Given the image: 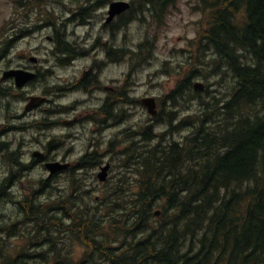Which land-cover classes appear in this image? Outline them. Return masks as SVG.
<instances>
[{
  "label": "trees",
  "instance_id": "1",
  "mask_svg": "<svg viewBox=\"0 0 264 264\" xmlns=\"http://www.w3.org/2000/svg\"><path fill=\"white\" fill-rule=\"evenodd\" d=\"M172 1L153 3L164 8ZM196 8L203 15L198 68L167 95L173 104L192 101V75H201L202 58L212 55L207 87L196 90V112L179 119L170 110L166 130L143 129L147 142L133 144L124 160L136 171L132 180L108 186L93 208L89 191L79 196L73 179L66 196L47 204L34 196L22 208L37 233L15 256L5 255L7 240L0 242V264H264V0H197ZM227 80L225 92L211 88ZM187 128L182 138H171ZM100 161L87 155L82 165ZM64 235L85 247L79 262L65 251Z\"/></svg>",
  "mask_w": 264,
  "mask_h": 264
},
{
  "label": "flooded vegetation",
  "instance_id": "2",
  "mask_svg": "<svg viewBox=\"0 0 264 264\" xmlns=\"http://www.w3.org/2000/svg\"><path fill=\"white\" fill-rule=\"evenodd\" d=\"M114 1L9 0L13 16L4 23L0 37V137L6 132L17 138L16 131L25 132L29 137L26 145L21 144L18 148L9 141L0 140V163L9 164L7 171L0 164V201L11 202L16 186L25 183L23 176L35 166L46 169L49 176L45 179L49 180L62 173H80L85 168L81 159L87 155L101 157L96 150H90L80 158L69 159L70 148L61 153L63 156L59 155L64 147L59 138L64 132L56 133L54 129L90 122L101 133L112 126L108 121L117 117L119 103L130 105L132 96L124 83L119 87L115 76L109 77L108 68L113 69L118 62H128L138 56L141 62L147 59L135 55L134 51L141 49L134 50L120 36L133 24H162L165 11L180 2L173 0L159 8L153 0H128L131 7L110 18ZM89 12H94V16L80 22V15ZM123 35L126 37L127 33ZM143 46L148 50L149 41ZM11 70L32 77L21 83L15 75L6 76ZM74 93L83 96L72 99L74 103L65 101L64 98ZM17 96L22 99V105L11 102V98ZM7 109L16 111L8 120L5 115L4 120L2 112ZM84 112L90 120H85ZM50 161L70 162L71 165L51 173L47 166ZM46 180L41 178L35 185L43 187ZM4 194L6 197L2 198ZM33 199L34 194L24 201ZM23 202L21 205L17 202L23 215L22 222ZM8 233H12V226Z\"/></svg>",
  "mask_w": 264,
  "mask_h": 264
},
{
  "label": "rangeland",
  "instance_id": "3",
  "mask_svg": "<svg viewBox=\"0 0 264 264\" xmlns=\"http://www.w3.org/2000/svg\"><path fill=\"white\" fill-rule=\"evenodd\" d=\"M70 1V0H69ZM131 1V0H130ZM135 1V0H133ZM9 0H0V37L2 36L4 23L10 21L12 13L10 12ZM197 0H180L177 6L170 7L164 13L163 23L157 25L150 23L149 25L144 24H133L130 28L126 29L127 36L123 34V37L129 43L134 50L143 46L145 41H151L156 39L155 45L153 44L152 51L149 47L148 50L140 51L141 59L147 58L145 62H141L139 56L135 57L128 62H118V65L112 69L107 70L109 77L115 76L117 84L120 87L123 83L129 90L132 99L130 105L125 106L123 103H119L116 111V118H111L108 123L111 127L103 130L99 133L97 127H94L92 123L86 122L84 125L76 127H57L54 132L64 134L59 138L62 140L63 148L60 149L59 155H62L65 149L70 148L69 159L80 158L86 152L96 150L99 154H102L99 158L102 160L100 164L95 166H86L80 173L74 174V180L79 183L80 195H84V191H89V196L92 198L91 207L97 205L99 199L97 196L103 195L108 186L116 185L120 183V179L132 180L135 169L129 167L126 164L127 158H130L131 149L134 147L133 144L146 143L147 140L143 138L142 130L148 126L156 131L166 130L168 121V112L170 110L176 111L179 115V119L186 117L188 114H194L198 107V100L196 98V90L193 86L192 101L178 99L173 104L167 98L170 91L177 85V83L185 75H188L192 68H198L197 61L194 59L195 54V40L197 38L199 27L201 26V19L203 17L202 12L196 8ZM94 16V12L84 13L80 15L79 21H86ZM57 17L53 16V19ZM84 18V19H80ZM150 51V52H149ZM0 55L1 49H0ZM210 57L208 60L202 58L204 61L203 65H200L202 70L201 75L193 74V82L200 81L207 87V77L211 76L212 60ZM2 66V65H0ZM208 76H205L207 74ZM214 76V75H213ZM214 77H211V79ZM215 80V79H214ZM110 82V81H109ZM229 80L224 82L222 85L211 86V88H218L221 92H225L227 89V83ZM111 83V82H110ZM204 89V90H205ZM201 91V93H204ZM68 92H66L67 94ZM217 94V93H216ZM81 93H74L68 95L65 101L74 103L71 100L75 97H82ZM146 96H154L158 100L159 113L161 117L155 120L156 117L148 112V109L141 103V98ZM15 105L23 104L20 97L11 98ZM79 102V101H77ZM18 107V106H17ZM126 107V108H125ZM81 110H84L83 108ZM16 110H6L2 112V119L6 120L10 118L11 114H14ZM86 112L83 113L85 115ZM85 120L88 116H84ZM90 120V119H88ZM85 122V121H84ZM188 128L183 129L181 132L173 133L171 138L180 139L187 134ZM77 134V135H76ZM17 138L13 137L12 133L4 132L0 140L9 141L10 144L18 148L19 145L25 146L28 142L29 134L21 131L14 133ZM112 142V145L111 143ZM30 143L35 146V142L30 139ZM145 151V147L141 149ZM63 156V155H62ZM124 160L125 165H124ZM107 162L111 164L108 171V178L105 182L98 180V173L100 167L105 165ZM6 167V171L9 168V164H3ZM41 165L35 166L32 171H29L23 176V185L19 183L15 190L16 194L13 196L12 201L7 200L0 201V242L6 241L5 255L15 256L20 253L18 245L27 237H34L37 233L33 223L22 222L23 215L20 213V206L17 202L21 203L33 194L37 201L41 203L50 202L55 196L58 197L61 194H68L72 189L70 185V174H59L53 178L46 180L49 173L46 169L42 170ZM43 178L46 180L45 185H35L39 179ZM6 195H2L5 198ZM28 202V201H27ZM26 202V203H27ZM23 202V206H29ZM27 209V208H26ZM103 210V209H102ZM99 214V211L97 212ZM68 223V221H67ZM12 226V233H8ZM4 233H2V228ZM61 236V235H60ZM64 239L63 246L65 251H70L74 262H79L85 253V247L71 240L68 235L62 236ZM36 242V241H35ZM15 245V246H14ZM14 246V247H13ZM64 253V252H63Z\"/></svg>",
  "mask_w": 264,
  "mask_h": 264
},
{
  "label": "water",
  "instance_id": "4",
  "mask_svg": "<svg viewBox=\"0 0 264 264\" xmlns=\"http://www.w3.org/2000/svg\"><path fill=\"white\" fill-rule=\"evenodd\" d=\"M130 7V3L122 0L114 1L111 4L110 8V18L114 16L115 14L121 13L123 10ZM8 75H15L18 81L24 82L25 80H28L32 77V75H25L22 71H16L11 70L6 73V76ZM20 84V83H19ZM194 87L196 89H203L204 83L197 81L194 84ZM143 102L147 106L149 112L151 115H156L158 113V106H157V100L155 97L150 96L143 99ZM68 163H61V162H49L48 167L50 168L51 172L54 173L55 171H58L62 168L68 167ZM110 168V164L107 163L106 165L101 167V171L99 172L98 176L101 181H105L108 177V170ZM156 215H160V212L157 211Z\"/></svg>",
  "mask_w": 264,
  "mask_h": 264
},
{
  "label": "bare ground",
  "instance_id": "5",
  "mask_svg": "<svg viewBox=\"0 0 264 264\" xmlns=\"http://www.w3.org/2000/svg\"><path fill=\"white\" fill-rule=\"evenodd\" d=\"M42 2H43V0H42ZM261 45H263V43H261ZM263 46H264V45H263ZM259 47H260V46H259ZM261 48H262V47H261ZM263 48H264V47H263ZM259 50H260V49H259ZM263 50H264V49H263ZM247 53H248V52H247ZM263 53H264V52L262 51V54H263ZM259 56H260V55H259ZM261 58H264V56L261 57ZM204 89H205V84H204V88L201 89L200 91H203ZM1 92H2V91H1ZM18 94H19V93H18ZM20 94H21V93H20ZM38 124H39V123H38ZM9 127H10V126H9ZM28 127H29V126H28ZM4 129H5V128H4ZM204 155H206V154H204ZM210 156H211V155H210ZM195 157H196V155H195ZM170 158H171V157H170ZM176 159H178V158H176ZM192 159H193V158H192ZM170 160H171V159H170ZM170 160H169V161H170ZM174 160H175V158H174ZM211 160H212V159H211ZM177 161H178V160H177ZM178 162H179V161H178ZM181 162H182V161H181ZM173 163H174V162H173ZM179 163H180V162H179ZM208 163H209V161H208ZM168 164H169V163H168ZM171 164H172V163H171ZM176 165H177V164H176ZM178 165H179V164H178ZM197 165H198V164H197ZM206 165H207V164H206ZM173 166H174V165H173ZM170 167H171V166H170ZM208 167H209V166H208ZM171 168H172V167H171ZM204 168L206 169V167H204ZM216 168H218V167H216ZM221 169H222V168H221ZM22 170H23V169H22ZM207 170H208V169H207ZM216 170H217V172H218L220 169H219V170L216 169ZM169 171H170V170H169ZM176 171H177V170H176ZM180 171H181V170H180ZM200 171H202V170H200ZM209 171H210V170H209ZM214 171H215V169H214ZM177 172H178V171H177ZM207 173H208V172H207ZM212 173H213V171H212ZM218 173H219V172H218ZM159 174H160V173H159ZM177 174H178V173H177ZM177 174H175V175H177ZM186 174H187V173H186ZM189 174H190V173H189ZM194 174H195V173H194ZM200 174H201V173H200ZM214 174H215V173H214ZM214 174H213V175H214ZM219 174H220V173H219ZM160 175H161V174H160ZM166 175H167V173H166ZM181 175H182V174H181ZM206 175H208V177H209V174H206ZM206 175H203V176H206ZM210 175H211V174H210ZM224 175H225V174H224ZM227 175L229 176V174H227ZM164 176H165V175H164ZM177 176H178V175H177ZM179 176H180V175H179ZM165 177H166V176H165ZM181 177H182V176H181ZM208 177H207V178H208ZM171 178H173V175H172ZM179 178H180V177H179ZM204 178H205V177H204ZM209 178H210V177H209ZM209 178H208V179H209ZM223 178H224V176H223ZM225 178H226V177H225ZM227 178H228V177H227ZM229 178H230V176H229ZM169 179H170V178H169ZM173 179H174V178H173ZM173 179H172V180H173ZM181 179H182V178H181ZM211 179L216 180V179H214V177H212ZM230 179H231V178H230ZM163 180H164V178H163ZM179 180H180V179H179ZM164 181H165V180H164ZM170 181H171V180H170ZM181 181H182V180H181ZM208 181H210V180H208ZM178 182H179V181H178ZM178 182H177V183H178ZM228 182H229V181H228ZM161 183H162V181H161ZM170 183H171V182H170ZM173 183H174V182H173ZM156 184H157V183H156ZM168 184H169V183H168ZM171 184H172V183H171ZM178 184H179V183H178ZM181 184H182V183H181ZM239 184H240V183H239ZM160 185H161V184H160ZM162 185H163V183H162ZM175 185H177V184H174V186H175ZM235 185H236V184H235ZM164 186H165V185H164ZM166 186H167V185H166ZM174 186H173V187H174ZM229 186H230V185H229ZM227 187H228V186H227ZM236 187H237V186H236ZM160 188H161V186H160ZM164 188H165V187H164ZM171 188H172V187H171ZM178 188H179V187H178ZM174 189H175V188H174ZM231 189H232V188H231ZM234 189H235V187H234ZM234 189H232V190H234ZM181 190H182V189H181ZM179 191H180V189H179ZM237 191H238V190H237ZM174 192H175V190H174ZM176 192H177V191H176ZM176 192H175V194H176ZM188 192H189V191H188ZM169 193L171 194V192H169ZM175 194H174V195H175ZM230 194H231V193H230ZM168 195H169V194H168ZM170 196H171V195H170ZM177 196H178V194H177ZM256 222H257V221H256ZM256 225H257V224H256ZM256 225H255V226H256ZM225 226H226V225H225ZM251 226H252V225H251ZM222 227H223V226H222ZM227 228H228V226H227ZM252 228H257V227H254V225H253ZM195 229H196V228H195ZM223 229H224V228H223ZM191 230H192V229H191ZM228 230H229V229H228ZM228 230H226V231H228ZM255 230H256V229H255ZM255 230H253V231H255ZM188 231H189V230H188ZM226 231H225V232H226ZM231 231H232V230H231ZM186 232H187V231H186ZM225 232H224V233H225ZM228 232H229V231H228ZM234 232H235V231H234ZM248 232H249V231H248ZM183 233H184V232H183ZM188 233H189V232H188ZM190 233L193 234V231H192V232L190 231ZM195 233H196V232H195ZM232 233H233V231H232ZM242 233H243V232H242ZM244 233H245V232H244ZM250 233H251V231H250ZM256 233H257V231H256ZM254 234H255V233H254ZM263 234H264V233H263ZM132 235H133V234H132ZM193 235H194V234H193ZM225 235H226V234H225ZM242 235H243V234H242ZM133 236H134V235H133ZM185 236H186V234H185ZM191 236H192V235H191ZM247 236H248V235H247ZM130 237H131V236H130ZM254 237H255V235H254ZM263 237H264V235H263ZM263 237H262V238H263ZM132 238H133V237H132ZM238 238H239V236H238ZM247 238H248V237H247ZM249 238H250V239H249L250 241H251V240H254V239H251L250 236H249ZM235 239H236V237H235ZM235 239H234V240H235ZM242 239H243V238H242ZM238 240H239V239H238ZM255 240H256V239H255ZM261 240H262V239H261ZM263 240H264V239H263ZM131 241H132V240H131ZM244 242H245V241H244ZM246 243H247V240H246ZM246 243H245V244H246ZM241 244H242V242H241ZM245 244H244V245H245ZM238 245H239V243H238ZM251 245H252V244H251ZM236 246H237V245H236ZM247 246H248V243H247ZM244 247L246 248V246H244ZM236 248H237V247H236ZM241 248H242V247H241ZM239 249H240V247H239ZM242 249H243V248H242ZM247 249H248V247H247ZM247 249H246V250H247ZM239 252H240V251H239ZM234 255H235V254H234ZM238 256H239V255H238ZM242 256H243V255H242ZM260 256H261V254H260ZM233 257H234V256H233ZM261 257H262V256H261ZM242 258H243V257H242ZM255 259H256V258H255ZM258 259H259V258H257V260H258ZM259 260H261V258H260ZM262 260H263V258H262ZM243 263H244V262H243V259H242V264H243ZM258 263H259V261H258ZM258 263H257V264H258Z\"/></svg>",
  "mask_w": 264,
  "mask_h": 264
}]
</instances>
